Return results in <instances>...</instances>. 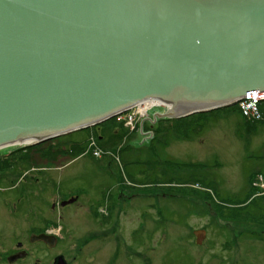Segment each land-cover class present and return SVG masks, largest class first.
<instances>
[{"label": "rangeland", "instance_id": "1", "mask_svg": "<svg viewBox=\"0 0 264 264\" xmlns=\"http://www.w3.org/2000/svg\"><path fill=\"white\" fill-rule=\"evenodd\" d=\"M237 103L156 120L153 114L165 111L153 106L133 124L125 110L38 144L0 149V162L18 169L8 177L23 191L22 232L46 227L61 236L50 254L24 245L37 259L23 264H53L59 253L68 264H264V101L259 118L245 117ZM100 171L111 175L104 195L117 178L133 180L135 213H121L113 235L85 240L109 231L86 203L100 194ZM71 194L80 200L62 209L59 200ZM198 228L206 229L202 244L191 235Z\"/></svg>", "mask_w": 264, "mask_h": 264}, {"label": "water", "instance_id": "2", "mask_svg": "<svg viewBox=\"0 0 264 264\" xmlns=\"http://www.w3.org/2000/svg\"><path fill=\"white\" fill-rule=\"evenodd\" d=\"M254 89L264 91V0H0V149L143 100L167 106L156 120Z\"/></svg>", "mask_w": 264, "mask_h": 264}, {"label": "flooded vegetation", "instance_id": "3", "mask_svg": "<svg viewBox=\"0 0 264 264\" xmlns=\"http://www.w3.org/2000/svg\"><path fill=\"white\" fill-rule=\"evenodd\" d=\"M7 166V167H6ZM18 169L16 167H12L11 169L9 168L7 161H2L0 162V264H23L25 260L28 258L36 257V251L31 250V249H26L24 248V245H42L43 249L46 251L44 252L45 254H50L53 252L58 245L61 242V236L59 232H56L53 229H48V228H41V229H34L29 231L25 230V232H22L21 230V211L20 210V204L23 199V194H22V189L20 188L19 185H16V180L9 179L8 176L11 174H14L17 172ZM104 175L100 174L98 175V182L96 184L98 187L101 188L100 194L97 198H95V201H93L92 198L88 199L87 204L90 203L91 210L94 209V219L98 222V225L101 226V228L104 225H107L109 228V231L107 228H105V234H100L97 235V233L94 234L92 237L91 234L90 236L86 237L85 240H98L102 239L103 236H108L113 235L116 231V224L118 223V220L120 218H123L124 215L129 216V213L134 215L135 213V202H134V188L133 186H128V184H131V181L129 180L126 183L121 180L120 178H117L116 183L114 185H110L108 190V193L104 195V188H107L108 186L105 185L107 182L106 178H111L110 173H106L104 171ZM131 173L128 174L126 179L128 177L131 178ZM134 177V176H133ZM106 181H105V180ZM10 182V184H7L6 182ZM21 180H18L20 182ZM19 186V187H18ZM141 192L143 194H149L151 192L150 188L148 190L144 189ZM76 196V200L70 203H66L62 205L63 201L66 200H59V205L63 209L72 203L77 202L80 200V194H71L68 196L67 200L70 199L71 197ZM189 201L185 200H180V205H188ZM139 206H136L137 208H143V217L147 215L146 213V206L144 204L139 203ZM5 206L10 207V214L7 216L3 209L6 208ZM51 208L54 210L57 205L53 201L50 204ZM88 206V207H89ZM4 213V215L2 214ZM161 212V211H160ZM122 213V216L119 218V215ZM126 216V217H127ZM131 217V216H129ZM25 219L29 220V216H27ZM177 221H181L182 218H176ZM9 221V223L12 226V229L15 230L14 233L8 234L6 233V223ZM45 224H53V222L49 220H45ZM110 226V227H109ZM17 230V232H16ZM198 230H205V235L202 237L201 241L198 243L195 231ZM114 232V233H113ZM40 234H45L46 238H38V235ZM191 235L194 238V243L195 244H202L203 241L206 239V229L204 228H198V229H192L191 230ZM24 238V239H23ZM133 238V237H132ZM117 240V239H116ZM8 241L10 244V241L13 245L12 246L8 245ZM119 240L116 241V245ZM37 259V258H35ZM53 264H68L66 259L64 258L63 253H59L58 255L54 256L53 259ZM112 263V262H111Z\"/></svg>", "mask_w": 264, "mask_h": 264}, {"label": "built area", "instance_id": "4", "mask_svg": "<svg viewBox=\"0 0 264 264\" xmlns=\"http://www.w3.org/2000/svg\"><path fill=\"white\" fill-rule=\"evenodd\" d=\"M260 101H264V91H260L257 89L248 90L238 100L237 105H239L238 108H240L242 114L245 117H247V118H259L260 113H259V109H258V104ZM148 102H149V100H143V101L131 106L129 109L126 110L127 112H131L128 117H129V120L133 121L132 124L135 122L136 117L139 118V117L143 116V114L146 112V109L150 108L152 110L153 106H150V107L145 106V104H148ZM160 106H163L164 111H166L167 106L165 104L160 105ZM144 108H145V110H144ZM139 109H141L142 112L136 111ZM137 113H139V114H137ZM132 124H128V126L129 125L131 126L130 129H133Z\"/></svg>", "mask_w": 264, "mask_h": 264}, {"label": "bare ground", "instance_id": "5", "mask_svg": "<svg viewBox=\"0 0 264 264\" xmlns=\"http://www.w3.org/2000/svg\"><path fill=\"white\" fill-rule=\"evenodd\" d=\"M163 105L162 102L157 101V100H149L148 104H145L146 107H150V106H160Z\"/></svg>", "mask_w": 264, "mask_h": 264}]
</instances>
